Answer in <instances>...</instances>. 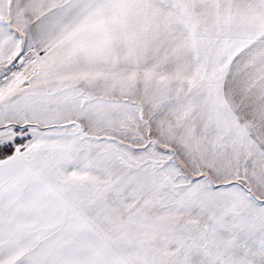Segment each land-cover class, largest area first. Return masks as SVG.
Segmentation results:
<instances>
[{
    "label": "snow or ice",
    "instance_id": "obj_1",
    "mask_svg": "<svg viewBox=\"0 0 264 264\" xmlns=\"http://www.w3.org/2000/svg\"><path fill=\"white\" fill-rule=\"evenodd\" d=\"M0 264H264V0H0Z\"/></svg>",
    "mask_w": 264,
    "mask_h": 264
}]
</instances>
